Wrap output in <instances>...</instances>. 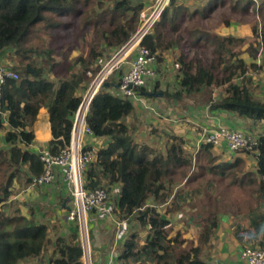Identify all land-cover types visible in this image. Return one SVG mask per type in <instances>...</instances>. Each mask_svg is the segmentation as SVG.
Listing matches in <instances>:
<instances>
[{
  "label": "trees",
  "instance_id": "trees-1",
  "mask_svg": "<svg viewBox=\"0 0 264 264\" xmlns=\"http://www.w3.org/2000/svg\"><path fill=\"white\" fill-rule=\"evenodd\" d=\"M182 1L169 0L140 41L155 54L157 64L167 52L176 64L175 86L162 90L155 81L147 96L162 92L167 102H179L219 88L204 102L211 111H232L260 121L250 131L257 144L238 151L241 156L232 162L222 161L211 153L210 143L191 150L184 136L165 128L160 133L152 123L143 132L162 136L163 145H148L135 138V126L125 121L137 103L117 89L99 88L85 118L91 134L83 141L90 136L107 138L108 143L94 152L82 171L83 187L105 189L116 221L137 226L120 240L114 264H216L203 253L222 217L249 214V240L263 231L264 214L258 206L264 203V98L253 88L254 75L264 72V0H201L195 7ZM148 7L143 0H0V55L19 74L0 84V264H21L43 255L48 264H84L78 219L66 217L68 229L60 232L39 221L33 205L25 215L18 202L13 206L7 201L18 185L43 192L57 176L62 179L54 166L53 181L33 184L45 168L43 149L28 148L39 109L47 104L43 120L50 123L52 138L46 149L56 155L69 143L75 111L91 80L86 71L94 66L96 73L98 57H110L129 41L138 30L140 12ZM231 21L248 24L249 37L215 31ZM42 35L44 46L34 42ZM68 48L77 54L67 76L55 78L53 68ZM117 69L110 77L123 73ZM134 91L141 95L146 88ZM247 157L254 164L247 165ZM171 213L177 221H191L187 227L197 224L195 237L173 232Z\"/></svg>",
  "mask_w": 264,
  "mask_h": 264
},
{
  "label": "crops",
  "instance_id": "crops-1",
  "mask_svg": "<svg viewBox=\"0 0 264 264\" xmlns=\"http://www.w3.org/2000/svg\"><path fill=\"white\" fill-rule=\"evenodd\" d=\"M143 1L147 2L149 6L153 4L150 3L152 0ZM183 1L190 7H195L201 2V0ZM215 31L221 35H235L246 38L251 34L248 24H242L236 21H231L228 26L217 27ZM80 46L81 45L79 44L78 49L81 48ZM244 46L246 47V43L243 45V47ZM168 53L170 52L164 54L165 61L166 59H169V57H167ZM76 54L77 50H72L71 55L75 56ZM171 55L172 56L170 57L172 58V64L170 65L163 61L161 64L156 65V70L160 69V66H162V69H164V66L167 68L171 67L170 69H175V58L173 54ZM242 57L246 58L247 61H250L248 56L246 57L243 55ZM68 66L69 63L66 60L60 59L59 65L53 68V76L55 78L67 76ZM119 77L120 75L118 74H113L110 77L111 80H114V85L111 84L109 86V89L113 92H115V85ZM172 78L174 79V82L167 83L165 82L166 78H160L158 74L153 81L158 82L159 89L163 90L166 86H169L170 88L175 86V73ZM108 81L111 83L110 80ZM153 81H151V83H149V85L146 87L145 93L139 95L140 101L136 104L134 113L125 119L127 123L135 126V138L137 137L136 139L145 141L148 145L153 146V143L156 144L162 142V136L160 137L157 135V133L150 132L149 134L147 132H143V129H149L148 125L152 123L155 125V128H161V130H159L160 133L164 130L162 128H165L170 132H176L177 134L184 136L186 138L187 148L191 150L195 149V151L200 146L197 144V141L199 139L200 133L204 129H211L218 125H224L231 129H246L250 132L259 125V122L254 123L253 120L239 116L236 112L223 110L211 111L208 104L205 103L203 99L205 97L208 98L210 96H216L220 90L219 88L210 90L211 93H207L205 90H202L198 94L192 95L188 97V99H183L179 102L172 100L167 102L163 95H151L152 97L147 96L148 92H152V89L156 85L155 83L152 84ZM256 82H258L261 87H264V75H262L260 80ZM47 109V104H44L39 109L40 119L36 123V128L34 131L35 138L28 147L31 151L46 149L49 140L52 138L50 123L47 120H43V116L47 113ZM107 143V138L86 136L83 141V146L86 148L88 147L87 149L91 150L93 154H95L94 152L99 147H105ZM222 149L223 148L213 146L210 150L211 153L218 156L216 153ZM223 152L225 153L224 150ZM236 155L241 156L239 153ZM224 159L225 158H221L222 161ZM252 163L254 164V161H252ZM23 191H26L27 193L20 195V197L14 195L7 201V203L19 200L20 203L18 206L20 212L24 213L25 215H27L29 212L28 205H33L35 207L34 209H36L35 211L37 219H41L39 221H45L46 223L50 224V226L53 225L57 227L60 232L68 229L66 217L69 210L71 209L72 203L68 192L64 188L62 179L59 176H57L54 184L43 192L29 187L23 189ZM258 210L260 213L264 214V203L258 206ZM249 221L250 217L247 213H241L236 218L231 216L220 218L215 234L209 245H207L204 250V258L210 261V263L216 264H246L241 258V250L245 247H251V245H256L257 247L264 246V224L263 231L258 233L255 239L249 240L247 234ZM188 223H191V221L188 220ZM187 224L183 221V226H185L186 230H189L190 232V236L187 237H195L194 229H196L198 226H195V224L187 227ZM124 225L127 227V230ZM82 226H84V231L83 227H79V229L80 240L83 247V261L85 264H87V256L88 261L91 264H105L108 254H110L113 249L115 251L118 244L121 242L115 240L118 227H124L126 234L129 230L131 231L132 226L134 227L132 229L137 230V226L133 222H122L121 225H118L113 215L103 216L97 215L94 212H90L85 215L84 225L82 222ZM89 231H91L92 234L91 241L89 239ZM38 262H40V264H48L47 256L43 255L41 258L25 261L21 264H37Z\"/></svg>",
  "mask_w": 264,
  "mask_h": 264
},
{
  "label": "built area",
  "instance_id": "built-area-1",
  "mask_svg": "<svg viewBox=\"0 0 264 264\" xmlns=\"http://www.w3.org/2000/svg\"><path fill=\"white\" fill-rule=\"evenodd\" d=\"M161 1L154 0L153 4L145 9L148 11H144L140 15L141 27L137 30L138 33L134 34L110 57L106 59L103 57L97 58L96 65H99L100 68L96 73L93 72L94 66L86 71L91 80L75 111L69 143L56 155L51 154L47 149L40 151L45 168L42 175L34 178L33 184L43 186L53 181V167L57 166L61 172L62 181L72 197L73 207L67 218L69 220L78 219L80 227H82V217L85 220V215L90 212L103 216L112 214L111 204L105 189L86 190L83 187L82 171L94 158L93 152L83 146V136L91 134L85 123L90 102L99 88L102 87V84L108 81L113 71L119 67L123 57L129 53H134V55L130 59L124 60L129 67L116 82L118 94L129 97L133 102L138 103L140 96L135 93L134 88H146L157 77L155 54L151 53L147 47L140 45V41L150 26L160 17L162 10L169 2V0H164L160 6ZM261 59L259 54L256 62L260 63ZM18 77V72L7 64L0 63V84L7 78L17 79ZM202 143H210L214 147L223 148L225 153L232 155L243 149L252 150L257 144V137L244 129H231L224 125H218L211 129H204L200 133L197 144L201 145ZM117 223L121 225L122 222ZM124 235V227H118L115 240L120 241ZM114 254L113 249L108 254L105 264H114ZM240 255L246 264H264V248L245 247L241 250ZM87 264L91 263L87 261Z\"/></svg>",
  "mask_w": 264,
  "mask_h": 264
},
{
  "label": "rangeland",
  "instance_id": "rangeland-1",
  "mask_svg": "<svg viewBox=\"0 0 264 264\" xmlns=\"http://www.w3.org/2000/svg\"><path fill=\"white\" fill-rule=\"evenodd\" d=\"M154 2V0H152V1H150V3H153ZM145 9H147V8H144L141 12H140V15L142 14V13H144V11H148V10H145ZM141 27V22H139V27H138V29ZM151 27V26H150ZM41 33V32H40ZM44 39H43V35H42V38H38L37 39V41L35 40L34 42H37V43H39V45L40 46H44L45 45V43H44V41H43ZM81 47V46H80ZM79 47V48H80ZM245 47V46H244ZM244 47L242 46L240 49L241 50H244ZM77 48V47H76ZM64 53H66V57H64V58H61V59H64V60H66L69 64L73 61V59H74V55H71L72 54V50H70L69 48L68 49H66L65 50V52ZM242 54L243 55H245L246 57L248 56L246 53H243L242 52ZM243 55H241V56H243ZM130 56H131V53H129L127 56H124L123 57V59H122V61H121V63H120V65H119V67H118V69H117V71H121V72H124L126 69H127V63L125 62L126 61V59H129L130 58ZM166 56V55H165ZM170 56H172L170 53H168L167 54V57H169V59H166V61L165 62H167V64H172V58L170 57ZM248 59H250V57H248ZM3 60H5L4 59V57L3 56H1L0 55V63H5V62H3ZM125 60V61H124ZM6 64V63H5ZM7 64H9L8 62H7ZM156 65H157V60H156ZM55 68V67H54ZM171 67H165L164 66V69H162V66H160V69H158L157 70V72H158V74H159V77L161 78V77H163V78H166V80H165V82H170V83H173L174 81V79L172 78L173 76H174V73H176V69H170ZM262 75H264V72H262V73H256L254 76H255V78L257 79V81L258 80H260V78H261V76ZM155 81H153L152 82V84L154 83ZM165 84V83H164ZM253 90H254V92H255V94L257 95V96H262L263 98H264V87H261V85L260 84H258V82H255V86H254V88H253ZM177 107V106H176ZM178 108V107H177ZM259 124H260V121H259ZM162 142L161 143H153L152 145L153 146H156V147H159V148H162ZM223 150L224 149H222L221 151H219L218 153H216L218 156V158H225L224 160H226V161H234L235 160V158H237L238 156H240V155H236L237 153H235V154H232V155H229V154H227V153H224L223 152ZM227 158V159H226ZM247 159H248V157H247ZM223 160V161H224ZM251 160H253L252 158H250L249 157V159H248V161L246 162V164L248 165V163H251V164H253L252 163V161ZM30 188V187H29ZM23 189H26V188H23L22 186H20V185H18V186H16L15 187V195H17V196H19L20 197V195H24V193H27L26 191H23ZM18 197V198H19ZM12 202V201H11ZM11 202H8V204H11ZM18 202V204L20 203L19 202V200H17L16 201V203ZM16 203L14 204V206L16 205ZM172 215H169V217H171V220L173 221V223H174V229H173V232H175V231H177V230H179L181 233H183L184 234V236L186 237V238H188L189 236H190V232H189V230H186V228H185V226H183V220H184V218L185 217H181V219H180V221H177V220H179L178 218H175L173 215H174V213H171ZM195 226H198L197 224L195 225ZM131 228H134L133 226L131 227ZM188 229V228H187ZM89 236H90V241L92 240V237H91V235H90V233H89ZM188 236V237H187ZM89 241V242H90ZM138 242L139 243H141L142 241L139 239L138 240ZM91 244V243H90ZM251 247H257L256 245H251ZM88 248V247H87ZM87 261H88V256H87ZM89 262V261H88Z\"/></svg>",
  "mask_w": 264,
  "mask_h": 264
},
{
  "label": "water",
  "instance_id": "water-1",
  "mask_svg": "<svg viewBox=\"0 0 264 264\" xmlns=\"http://www.w3.org/2000/svg\"><path fill=\"white\" fill-rule=\"evenodd\" d=\"M136 33H138V31L136 32ZM135 33V34H136ZM131 39V38H130ZM111 84H110V82L109 81H105L103 84H102V87H108V86H110ZM116 87H117V84L115 85ZM152 95H157V96H162L163 95V93L162 92H155V93H152ZM37 264H40V262H38Z\"/></svg>",
  "mask_w": 264,
  "mask_h": 264
},
{
  "label": "bare ground",
  "instance_id": "bare-ground-1",
  "mask_svg": "<svg viewBox=\"0 0 264 264\" xmlns=\"http://www.w3.org/2000/svg\"><path fill=\"white\" fill-rule=\"evenodd\" d=\"M163 2H164V0H162L161 1V4H160V6L163 4ZM82 216H83V213H82ZM82 222H83V225H84V218L82 217ZM83 227V231H84V226H82ZM89 263V262H88Z\"/></svg>",
  "mask_w": 264,
  "mask_h": 264
}]
</instances>
